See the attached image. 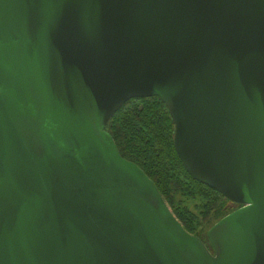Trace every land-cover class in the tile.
<instances>
[{"label":"water","instance_id":"95a60500","mask_svg":"<svg viewBox=\"0 0 264 264\" xmlns=\"http://www.w3.org/2000/svg\"><path fill=\"white\" fill-rule=\"evenodd\" d=\"M153 97L214 252L106 131ZM0 264H264V0H0Z\"/></svg>","mask_w":264,"mask_h":264},{"label":"trees","instance_id":"16d2710c","mask_svg":"<svg viewBox=\"0 0 264 264\" xmlns=\"http://www.w3.org/2000/svg\"><path fill=\"white\" fill-rule=\"evenodd\" d=\"M106 131L122 157L138 165L156 184L185 230L204 243L208 227L235 211L229 207L233 202L195 180L184 167L174 145L175 124L160 98L128 101Z\"/></svg>","mask_w":264,"mask_h":264},{"label":"rangeland","instance_id":"374dc122","mask_svg":"<svg viewBox=\"0 0 264 264\" xmlns=\"http://www.w3.org/2000/svg\"><path fill=\"white\" fill-rule=\"evenodd\" d=\"M235 204V203H234ZM231 209H233V210H238L239 208L237 207V204H235V205H230L229 206ZM238 208V209H237ZM234 212V211H233ZM232 212V213H233ZM221 221V220H220ZM220 221H218L217 223H219ZM214 222V221H213ZM212 222V223H213ZM217 223H215L214 225H211L210 227H208V229H207V231H206V234H207V236H208V233H209V231L217 224ZM207 242H205V244L207 243V244H211V242H209L210 240H209V238L207 237L206 239H205ZM207 246V245H206ZM208 247V246H207ZM213 252H214V250H213Z\"/></svg>","mask_w":264,"mask_h":264}]
</instances>
